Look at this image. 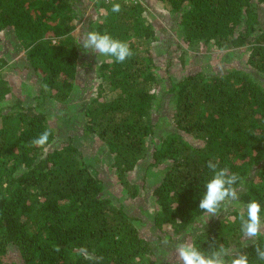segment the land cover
<instances>
[{
  "label": "trees",
  "instance_id": "obj_1",
  "mask_svg": "<svg viewBox=\"0 0 264 264\" xmlns=\"http://www.w3.org/2000/svg\"><path fill=\"white\" fill-rule=\"evenodd\" d=\"M154 1L187 48L231 49L245 63L169 76L161 91L157 23L143 0H0V35L16 42L6 43L13 53L0 49V103L13 99L0 107V264H165L169 245L185 236L201 251L222 244L228 258L243 251L264 264L254 250L264 235L246 238L240 221L252 199L264 220V0ZM87 11L89 31L133 53L123 63L104 56L95 94L75 105L81 140L100 143L95 163L109 158L117 192L79 147L73 122L59 128L65 137L55 127L70 123L63 107L79 96L78 26ZM6 69L30 75V101L15 94ZM45 130L48 144L33 146ZM209 160L240 176L239 201L212 217L198 209ZM139 198L152 202V214Z\"/></svg>",
  "mask_w": 264,
  "mask_h": 264
},
{
  "label": "rangeland",
  "instance_id": "obj_2",
  "mask_svg": "<svg viewBox=\"0 0 264 264\" xmlns=\"http://www.w3.org/2000/svg\"><path fill=\"white\" fill-rule=\"evenodd\" d=\"M127 1V0H126ZM145 2V6L148 10V12L153 16V19L157 23V43H155V55L156 60L159 65V77L163 79V84L160 86V90L164 91L168 88V77L172 76L176 79H181L187 74H191L194 72H198L199 70H213L216 71L218 69L225 68V62L230 63L231 65L237 64V63H245L246 61V54L243 56L241 54H234V51L231 49H226L223 51H211L208 49H199L197 51H193L185 46L183 41H181L177 36V26H175L174 21L172 20L171 14L167 11L166 7L162 6L159 3H156L154 0H143ZM128 2V1H127ZM90 8H88L89 10ZM89 11H87L85 17L83 20L79 23V30H78V40L80 45L82 46V39L84 35L89 31L90 26L87 25L86 22L89 23V17L88 14ZM94 19H96L94 17ZM264 21V17H263ZM2 40V41H1ZM11 40V42H10ZM0 49H3L6 47L7 50L10 49V52L13 53L12 47L6 45V43H16L12 40L10 37V34H7L5 37L3 35H0ZM178 46H182V48L179 49ZM82 57L80 60V73L78 75V90H76L75 94H79L77 96V99L74 97L73 102L65 107H63L65 114V117L70 118L68 119V122L56 120L55 121V127L57 130L59 128H64L66 125L72 124V134L75 135V137H78V140H81L82 136V122L80 121V117H78L77 113H75V110L77 106V102L79 103V100H81V96L90 94H95L94 91L96 90L100 79L97 77V68L101 63V60L104 56H99L97 54L91 53L89 51L84 50L82 47ZM6 50V51H7ZM187 50V51H186ZM9 52V51H7ZM18 56V53H14L13 56ZM90 71V72H89ZM4 76L8 78L13 85V89L15 91V94L23 99H29V95L27 94V86L29 84L30 75H25L24 73H16L13 69H6ZM32 82V81H30ZM31 86L36 89L35 84H31ZM88 96V95H87ZM13 102V99H9V101L0 103V107L6 108ZM59 134L62 133L61 130L58 131ZM77 133V134H76ZM164 134V133H163ZM60 137H65L63 134H60ZM83 137V136H82ZM99 142L96 141H89V138H84L81 140V143H78L79 147L85 154L88 161L90 160L92 167L100 170V176L104 179L106 187L109 188L113 192H117L119 189L118 186V180L113 171L109 169L108 159L105 157V162H98L95 163L96 159V153L93 154L95 150L99 149ZM94 161V162H93ZM95 169V170H96ZM145 191H143V194ZM127 202H130V200H127ZM140 206H142L143 200L138 199L136 202ZM231 203V202H230ZM230 206H233L230 204ZM229 202L226 203V208L230 209ZM143 208L148 210L149 214H152L153 206L151 201H147L146 203H143ZM134 211V210H133ZM136 214H140L139 211ZM206 222H209L208 219ZM202 220L199 222L198 225L203 226L202 224L205 223V221ZM152 233L150 231L146 232V235L151 237ZM185 239V240H184ZM188 241V238L180 237L176 238L175 241H173L169 247L167 255H165L163 258V262L165 264H178V261L176 259V246L183 242ZM168 242L166 241V244Z\"/></svg>",
  "mask_w": 264,
  "mask_h": 264
},
{
  "label": "clouds",
  "instance_id": "obj_3",
  "mask_svg": "<svg viewBox=\"0 0 264 264\" xmlns=\"http://www.w3.org/2000/svg\"><path fill=\"white\" fill-rule=\"evenodd\" d=\"M112 12L119 13L121 5L114 3ZM82 48L99 56L114 58L116 62L123 63L132 56L127 42L112 37L108 33L95 30L88 31L82 39ZM51 133L42 132L31 141L33 146L44 147L49 142ZM207 167L212 171L211 179L206 183V192L200 199L198 209L209 216H217L221 206L227 202H238L239 195L235 185L240 180L237 173H231L227 167L220 168L218 162L208 161ZM246 217L240 215L241 231L246 238H257L264 235V220L261 217V204L252 199L246 204ZM255 256L264 261V248L255 246ZM229 254L222 244L213 243L211 250L201 251L194 243L183 241L176 246V259L178 264H250L249 254L239 252L228 258Z\"/></svg>",
  "mask_w": 264,
  "mask_h": 264
},
{
  "label": "built area",
  "instance_id": "obj_4",
  "mask_svg": "<svg viewBox=\"0 0 264 264\" xmlns=\"http://www.w3.org/2000/svg\"><path fill=\"white\" fill-rule=\"evenodd\" d=\"M106 1H114V0H106ZM128 2L136 3L137 0H127Z\"/></svg>",
  "mask_w": 264,
  "mask_h": 264
}]
</instances>
